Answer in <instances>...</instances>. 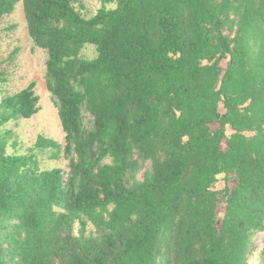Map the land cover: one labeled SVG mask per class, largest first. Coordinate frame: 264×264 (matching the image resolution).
Instances as JSON below:
<instances>
[{"label":"trees","instance_id":"trees-1","mask_svg":"<svg viewBox=\"0 0 264 264\" xmlns=\"http://www.w3.org/2000/svg\"><path fill=\"white\" fill-rule=\"evenodd\" d=\"M84 1L0 0L64 135L10 152L39 98L0 100V264H264V0Z\"/></svg>","mask_w":264,"mask_h":264},{"label":"rangeland","instance_id":"rangeland-1","mask_svg":"<svg viewBox=\"0 0 264 264\" xmlns=\"http://www.w3.org/2000/svg\"><path fill=\"white\" fill-rule=\"evenodd\" d=\"M99 7L97 0H85L81 11L84 16L90 17ZM83 55L93 57L94 48L86 47ZM45 61L46 53L36 48L27 35L22 5L18 3L14 11L0 22V65L6 79L0 84V100L34 84L40 111L29 120L10 122L6 125L12 132V140L17 142L14 149L8 146L10 152L26 153L38 135L63 143L64 135L57 112L45 88ZM37 155L40 166L44 169L67 168V161L62 156L57 160L49 159L51 154L48 151L38 152Z\"/></svg>","mask_w":264,"mask_h":264}]
</instances>
